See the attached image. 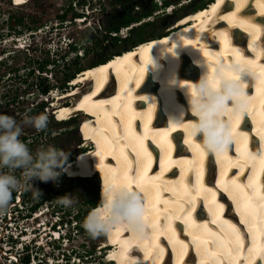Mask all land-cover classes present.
<instances>
[{
    "label": "bare ground",
    "instance_id": "obj_1",
    "mask_svg": "<svg viewBox=\"0 0 264 264\" xmlns=\"http://www.w3.org/2000/svg\"><path fill=\"white\" fill-rule=\"evenodd\" d=\"M12 1L24 6L31 0ZM191 14L172 23L159 38L131 50L128 47L107 62L76 74L69 95L75 104L54 106L57 118L63 120L85 111L79 115L86 119L82 142L88 149L80 150L65 168L80 178L100 172V191L119 178L125 157L132 178L144 162L137 159L139 145L133 148L135 141L125 139L126 127L131 135L143 138L151 153L146 172L150 183L145 184L151 235L133 239L121 228L107 236L111 239L102 250L114 247L107 258L118 264H127L134 257L142 258L141 264H264V166L257 155L261 150L253 152L260 138L264 143V101L258 105L264 77L256 75L254 85L250 82L247 88L250 97L256 87L251 98L260 113L254 115L252 109L240 120L237 132L247 135V143L235 142V150L210 155L195 137L187 135L196 118L189 113L180 122L181 114L188 110L186 93L193 95L204 63L214 74L213 69L221 63L237 64L239 53L245 70L247 61L254 62V70L264 65V0H215L205 12ZM222 35L227 36V44ZM83 84L89 87L86 92H82ZM92 86V94H88ZM56 97L59 100L58 94ZM261 97L264 99V91ZM88 139L95 141L96 147L90 146ZM154 149L160 150V155ZM249 165L256 172L248 180ZM228 172L230 177L225 175ZM249 184H255L257 191L250 190ZM244 190L247 196L242 194ZM193 204L195 211L189 217L186 213Z\"/></svg>",
    "mask_w": 264,
    "mask_h": 264
},
{
    "label": "rangeland",
    "instance_id": "obj_2",
    "mask_svg": "<svg viewBox=\"0 0 264 264\" xmlns=\"http://www.w3.org/2000/svg\"><path fill=\"white\" fill-rule=\"evenodd\" d=\"M209 2L211 0H31L27 5L20 6L17 4V6L10 0H0V113L14 115L17 119H21L26 112L29 115L47 114L49 123L46 130L37 132L33 128H25L21 139L23 141L26 139L24 142L33 151L41 146L54 145L69 153L67 163L74 161L82 148L81 133L77 131L76 126L85 116L81 115V118L79 115L81 113L78 114V117L75 114L72 115V117L75 116V119L68 124L58 125L53 119L57 111L51 110L53 106H72L75 104L69 96L73 93L68 94L70 84L65 83L67 77L73 74L76 76L78 69L83 71L95 64L108 61L116 54L128 50L126 49L128 47L131 50L141 39L147 41L162 36L163 34L159 35L160 32L180 20L181 17L190 14L186 13L188 9L196 6V10L205 7ZM174 6L179 7L171 11ZM169 7L171 9L166 10ZM181 13L183 14L180 17L177 16ZM146 14L149 15L143 17ZM126 17H134L136 20L131 26L122 28L118 34H113L118 35L116 38L110 36V29ZM76 18L82 19L81 23H77ZM131 27L133 29H130ZM16 40L18 41L16 42ZM15 43L18 44L16 47L14 46ZM11 53L14 56L9 57ZM77 56H82V58ZM43 63L46 66V71L53 70V73L45 75L43 71H38L39 66ZM29 64L36 70L32 77L28 70ZM259 68H264V65L256 68L257 76L260 73ZM47 77L49 83H44V85L49 84L52 88H58V93L63 94H58L60 101L56 97L54 105L49 104L51 109L42 111L41 107L51 99L52 95L48 94L45 98L40 96L42 80ZM246 79L249 78L246 77ZM31 84L34 85L33 91L36 92L28 94L26 92ZM81 87L82 92H86L89 88L85 84ZM259 90L264 91V85H261ZM261 91L258 97L262 101H259L258 105L264 101L261 97ZM5 94L10 95L8 100L4 98ZM54 95L57 94L53 93L52 98ZM9 101L11 102L10 108L2 109ZM33 104H36L35 110H33ZM253 109L254 115L258 111L260 112L257 105ZM57 119H60L59 115ZM41 134L42 137L39 138ZM83 145L85 146V144ZM39 183L40 190L43 192L41 197H34L33 192L27 190L28 195L23 199V202L26 201L27 203L22 207V210L24 208L25 210L21 211V207L16 204L15 200L17 194L14 193L11 208V211L17 208L20 210L15 214H20L19 220L26 219L24 226L28 227L30 232L32 231L30 238L32 237L35 242L39 241V236L42 235V228L38 226L42 218L33 219V216H30L33 213L30 210L32 206L39 203L38 215L41 212V215L44 213L47 215V212L60 213V218L57 217L56 219L57 221L61 219L64 222L62 226L64 233L61 234H72L71 242L64 240L60 244L50 241L52 236L47 233L46 243L48 242L51 249L62 250V247H58L68 243L69 246L68 248L64 247L66 249L64 251L73 249L75 252H79L82 256L81 261L85 264H109L108 258L105 256L107 252L100 250H102L101 247L107 245L111 238L108 237L107 239L105 236H100L93 239L85 233L81 226L87 213L95 207V201L101 200L98 178L84 180L77 177L73 180H67L62 176L58 186L51 182L45 184L39 181H34V186L39 188ZM66 194H73L77 200L71 208L67 209L55 203L57 197ZM50 197L53 199L48 200ZM46 220L52 219L49 217ZM77 225L78 228H75ZM104 240L106 241L104 242ZM32 247L31 257L28 247H25L23 251L14 247L12 252L21 253L23 264H31L32 256L43 261L42 264H47V260H51L49 252L46 251L47 245L45 248H38L36 245H32ZM53 255L56 261L64 258L62 252H58V250ZM66 257L69 258L67 255ZM27 258H29L28 261ZM76 260L79 261L78 257ZM0 264H9V262L0 256ZM60 264L74 263L68 259L67 262H60Z\"/></svg>",
    "mask_w": 264,
    "mask_h": 264
},
{
    "label": "clouds",
    "instance_id": "obj_3",
    "mask_svg": "<svg viewBox=\"0 0 264 264\" xmlns=\"http://www.w3.org/2000/svg\"><path fill=\"white\" fill-rule=\"evenodd\" d=\"M10 1L14 4L12 0ZM11 56L14 55L11 53L9 57ZM203 69L199 81L195 83L196 95L186 93L189 107L187 113L181 114L180 122L185 121L184 117L189 113L195 117V121H192L187 128V135L195 137L205 152L215 155L226 151L235 142L233 122L244 108L248 97L247 88L250 82L254 84L256 76L249 70L242 71L241 66L237 64L224 65L221 63L215 66L214 74L209 71L205 63ZM237 76L239 79L235 78ZM58 90V88H53L48 94L62 95L63 93H58ZM52 95L50 104L54 105L55 98H52ZM51 110L55 112L54 106ZM246 113L245 110L243 115ZM54 117L56 118V114ZM48 123L49 118L45 113L29 115L26 112L21 119H17L14 115L0 113V217L10 213L14 193L19 194L22 191L31 190L34 197L43 195V192L34 186V181L59 185L69 153L54 145L41 146L33 151L21 139L25 128H33L41 132L47 129ZM77 131L80 133L78 127ZM257 155L264 157V143ZM147 199V194L138 188L129 189L125 184L110 185L106 191H101L99 204L87 213L81 226L85 233L93 239L110 236L121 228L126 230L131 238L142 239L151 235L149 224L145 219L148 214ZM76 202L73 194H66L55 199V203L66 209L71 208ZM46 214L41 215V218L47 228L63 226L64 222L61 219L54 224V219L56 216L60 218V213L47 212ZM45 217H51L52 220L47 221ZM75 228H78V225ZM71 236L72 234L60 233V237L53 242L60 244L64 240L71 242ZM68 246L62 245L58 248L62 247V251L66 254L64 247L68 248ZM73 257L81 260L82 256L72 249L69 259ZM141 259L130 258L127 264H141ZM80 264H85V262L80 261Z\"/></svg>",
    "mask_w": 264,
    "mask_h": 264
},
{
    "label": "built area",
    "instance_id": "obj_4",
    "mask_svg": "<svg viewBox=\"0 0 264 264\" xmlns=\"http://www.w3.org/2000/svg\"><path fill=\"white\" fill-rule=\"evenodd\" d=\"M27 193L28 191H22L21 193L17 194V196L15 195L16 204H19V207H21V211L25 210V208L22 210V207H24V205L27 203V202L25 203V201L23 202V199L25 198V196L28 195ZM17 212H20L18 208L16 210L10 211L8 215L0 217V256L1 258L6 259L9 262V264H23V261L21 259L22 257L21 253L16 254L12 252V249L14 247L22 251L25 249V247H28V249H30L29 251H30V257H31V253L33 250L32 245H36L38 248L40 247L45 248L47 245L46 251L49 252L50 254L49 257H51V260H47L48 261L47 264H60V262L62 263L67 262L69 258H67L66 255L69 257L70 254L72 253V249H68L65 254V252H63L60 249H56V248L51 249V247H49L48 245V242L46 243L47 233L52 236L50 238L52 240L50 241L57 240L60 237V233H64L62 231V226L57 225L56 228H53V227L47 228L45 225V222L41 219V216H40L42 212L38 215L39 212L38 210H36L35 212L31 213L30 216H33V219H41L40 222L38 223V226L39 228H42V231H41L42 235L39 236V241L34 242V239L32 237L30 238V235H32V231L30 232V229L24 226V223H25L24 220L26 219H23V221L21 219L19 220L20 214L15 215ZM57 217L58 216H56V218ZM56 218L54 219V224L58 222ZM27 220H30V219H27ZM19 222L21 223L19 224ZM33 237L35 238V235H33ZM65 244L66 245L64 246H67L68 243H65ZM56 250H58V252L59 251L62 252V256L64 257L62 260L58 259L56 261V259L53 258L54 257L53 253L56 252ZM28 260L29 258H27V261ZM71 261L75 264V263H80L81 260L79 259V261H77L76 258L73 257L71 258ZM30 262L31 264L32 263L33 264L43 263V261H40L38 258L34 256H32V259Z\"/></svg>",
    "mask_w": 264,
    "mask_h": 264
},
{
    "label": "snow or ice",
    "instance_id": "obj_5",
    "mask_svg": "<svg viewBox=\"0 0 264 264\" xmlns=\"http://www.w3.org/2000/svg\"><path fill=\"white\" fill-rule=\"evenodd\" d=\"M17 2L19 3L20 0H17ZM222 39L224 40L225 44H227V42H228L227 41V36L226 35H222ZM205 55H209V53L206 52ZM241 59H242V57H240V54L237 53V65H240V60ZM246 63L249 66L248 70L250 72H252L256 76L257 74H256V72H255V70L253 68L254 62L253 61H247ZM241 70L243 71L244 68L241 67ZM215 71H216V69H213V72H215ZM259 76L260 77H264V68L260 69ZM235 78L239 79L238 76L235 77ZM260 83L262 85H264V79H261ZM245 87H247V85H245ZM193 95L194 96L196 95V89L195 88L193 89ZM252 101H253V98L247 97L244 108L242 109L241 113L238 114L235 117V119H234V122H233V135L235 136V142L237 144H239L241 142H243L245 144L247 143V135L244 132H237V129L239 127L240 120L244 116L243 112L245 110L246 111H251L255 107V105L253 104ZM262 107H264V105H262ZM241 138H243L242 141H241ZM125 139H128L130 142L135 141V143L132 144L133 148H136L137 144L139 145V148L137 149V159H138V161L143 159L144 162L141 163L136 177L132 178L128 174L129 171H130V165L127 163V158L125 157V165H124V167H123V169H122V171L120 173L119 178L110 180L108 186H110V185L111 186H119V185L125 184V185H127L129 187V189H131L133 187V183H135L136 188H138L141 191H144L148 195L147 191L145 190V184L146 183H150L149 181L146 180V172H147V162L151 158V153H149L147 151V149L144 147L143 138H137L134 135H131L130 132H129V129L127 127L125 128ZM226 151L218 152L217 155L219 156L221 154H224V153H226ZM121 154H122V149H121ZM249 159H254V158L249 156ZM260 164L262 166H264V157H261ZM197 180H199V174L197 176ZM106 190H107V188H106ZM256 195H259V194L257 193ZM250 199L251 198H249V201H250ZM261 199H264V197H261ZM245 206L248 207L249 206V202H246ZM193 211H195L194 204L191 207L188 208L186 215H188L190 217L191 213ZM145 219H146V217H145ZM170 227H171V225L169 224V228ZM237 239H239V238H237ZM124 243H125V245L129 244L128 241H125Z\"/></svg>",
    "mask_w": 264,
    "mask_h": 264
},
{
    "label": "trees",
    "instance_id": "obj_6",
    "mask_svg": "<svg viewBox=\"0 0 264 264\" xmlns=\"http://www.w3.org/2000/svg\"><path fill=\"white\" fill-rule=\"evenodd\" d=\"M167 4V3H166ZM18 6V5H17ZM149 14H146L145 16H143V17H146V16H148ZM136 19L134 18V17H126V18H124V19H122L121 21H120V23L119 24H117V25H115V26H113L110 30V32H111V35L110 36H112V37H117L118 35H113V34H118L119 32H120V30L122 29V28H126V27H129V26H131V24L135 21ZM130 29H133V27H131ZM126 39V38H125ZM124 39V40H125ZM141 42H144V40L143 39H141V41H139L137 44H135V46H133V48H135L136 46H138V44L139 43H141ZM78 58H82V56L81 57H79V56H77ZM109 60V59H108ZM105 62V61H104ZM103 62V63H104ZM107 62V61H106ZM99 64V63H98ZM102 64V63H101ZM54 65V64H53ZM97 64H95V65H93V66H96ZM46 66L44 65V63L42 64V68H41V71H43V73L45 74V75H47L48 73H53V70H48V71H46ZM81 69H78V71H77V73L76 74H78V73H80V72H82V70L80 71ZM17 71V70H16ZM35 74V72L34 71H32V72H30V76L32 77L33 75ZM74 76H75V74H73V75H71V76H68L67 77V79H66V84H68L69 82H70V80L72 79V78H74ZM41 77H42V75H41ZM41 77H39V78H41ZM42 79V78H41ZM49 80H48V77L47 78H43V80H42V85H41V92H40V96H42V97H46L47 95H48V93H49V91L50 90H52L53 88L51 87V86H49V84L46 86V85H44V83L45 84H47V83H49L48 82ZM33 88H34V85L33 84H31V86H30V88H29V90L26 92V93H28V94H31V93H34V92H36L35 90L33 91ZM63 89V88H62ZM4 98H6L7 100L10 98V95H7V94H5V96H4ZM16 100V99H15ZM50 100H48V102H46L45 103V105L44 106H42L41 107V110L42 111H45L46 109H49V104H50ZM10 106H11V102L9 101V103H7L4 107H2V109H9L10 108ZM35 106H36V104H33V110H35L34 108H35ZM53 119L55 120V123L56 124H58V125H65V124H68L69 122H66V121H60V119L58 120L57 118H55L54 116H53ZM76 127H78V125L76 126ZM42 137V134L39 136V138H41ZM38 138V137H37ZM80 139H82L81 137H80ZM24 141H26V139H24ZM80 142H82L81 140H80ZM67 164V163H66ZM65 164V165H66ZM64 177L67 179V180H73L74 178H76L77 176H74L73 175V173H70V171H68V170H65V166H64ZM70 173V174H69ZM68 175H70V176H68ZM82 179V178H81ZM84 180H88V179H84ZM39 189H40V183H39ZM51 199H53L52 197H50V198H48V200H51ZM100 202V200L98 199V200H96L95 201V206L98 204ZM25 203H26V201H25ZM38 208H39V203H35L33 206H32V208H31V210H32V212H35L36 210H38ZM94 208V207H93ZM87 216V215H86ZM106 240H104V242H105Z\"/></svg>",
    "mask_w": 264,
    "mask_h": 264
},
{
    "label": "flooded vegetation",
    "instance_id": "obj_7",
    "mask_svg": "<svg viewBox=\"0 0 264 264\" xmlns=\"http://www.w3.org/2000/svg\"><path fill=\"white\" fill-rule=\"evenodd\" d=\"M52 27H54V26H52ZM14 46L16 47L17 45L16 44H14ZM40 68L38 69V71H41V68H42V65H40L39 66ZM28 70H29V72H32V71H36L35 70V68L33 67V66H31L30 64H29V66H28ZM16 71V70H15Z\"/></svg>",
    "mask_w": 264,
    "mask_h": 264
}]
</instances>
